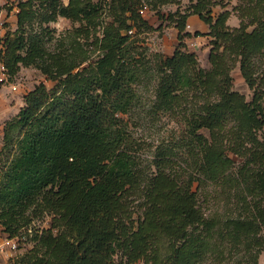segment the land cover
<instances>
[{
  "label": "trees",
  "instance_id": "trees-1",
  "mask_svg": "<svg viewBox=\"0 0 264 264\" xmlns=\"http://www.w3.org/2000/svg\"><path fill=\"white\" fill-rule=\"evenodd\" d=\"M175 1L18 0L0 64L10 80L33 66L54 81L27 92L3 126L0 228L8 237L25 230L33 241L18 263L201 264L221 244L259 239L264 0H239L235 27L229 9L213 13L223 0H197L171 14L174 52H149L142 10L160 13ZM189 13L209 24L208 68L183 42ZM60 16L78 25L59 31L50 24ZM237 64L251 99L234 88ZM164 114L180 126L144 157L133 125ZM179 153L187 167L176 165ZM210 183L233 196L226 217L203 204ZM47 215L49 226H33Z\"/></svg>",
  "mask_w": 264,
  "mask_h": 264
},
{
  "label": "rangeland",
  "instance_id": "rangeland-1",
  "mask_svg": "<svg viewBox=\"0 0 264 264\" xmlns=\"http://www.w3.org/2000/svg\"><path fill=\"white\" fill-rule=\"evenodd\" d=\"M68 3V0H63ZM197 0H176L175 2L164 4L160 7L161 12L158 13L152 9L150 5L145 7L143 13L144 18L148 20L150 28L140 33L143 44L148 48L149 52H160L164 56L171 55L179 45L178 28L171 18V14L176 11L188 12L191 5ZM17 2L18 0H0L2 7L0 12V48L2 47V38L7 30H16L17 28ZM239 0H223V5H215L213 13L216 14L224 9L230 10V16L227 23L232 26H239L241 22L240 14L235 8ZM51 26H55L59 31L78 25V22H72L66 17L60 16L56 22H52ZM252 27H249L251 29ZM209 24L206 23L197 13H189L187 17L186 31L190 32L189 36L183 39L186 49L197 54L201 66L208 68L210 66L209 52L211 49V36L209 35ZM264 66V59H263ZM0 64V148L3 144L2 134L3 126L6 120L12 118L24 104V95L34 89L37 84L44 82L48 87L54 85V81L47 79L38 68L33 66H22L20 71L10 80L7 74L2 73ZM234 88L246 95L247 99H251L253 91L245 81L240 65L237 64L232 70ZM2 78V79H1ZM144 104L151 101V91L144 93ZM146 117V116H144ZM140 119V118H139ZM180 126L170 116L164 114L154 119L145 118L143 120L136 119L133 125V133L135 138L141 142L142 153L144 157L153 156L157 146L164 144L175 133V128ZM185 154L177 155L175 158L176 165L180 168L187 167L188 158ZM203 204L210 210L226 212L233 208V196L221 184L210 183L206 187ZM229 213V212H228ZM224 217V218H225ZM51 216H44L34 221L33 226L43 228L49 226ZM8 235L0 228V264L9 261L17 262L18 258L32 247L33 241L30 239L25 230L18 236L19 247L17 250H10L5 246L3 250L1 243ZM259 239H255L247 245L241 244L232 246H217L204 259L201 264H264V227L259 233ZM259 241V244H258ZM119 259V257L117 258ZM134 264H145L139 261ZM150 264V263H149Z\"/></svg>",
  "mask_w": 264,
  "mask_h": 264
},
{
  "label": "built area",
  "instance_id": "built-area-1",
  "mask_svg": "<svg viewBox=\"0 0 264 264\" xmlns=\"http://www.w3.org/2000/svg\"><path fill=\"white\" fill-rule=\"evenodd\" d=\"M142 12L144 13L145 12V9H143L142 10ZM1 67H2V73L3 74H5V72H4V70H5V67H4V65H2L1 64ZM2 79V78H1ZM18 238L19 237H6L5 239H4V241L1 243V247H2V249L4 250L5 249V246H8V248L10 249V250H17L18 249V247H19V241H18ZM2 264H22V263H18V262H14V263H11V262H9V261H6V262H4V263H2Z\"/></svg>",
  "mask_w": 264,
  "mask_h": 264
},
{
  "label": "crops",
  "instance_id": "crops-1",
  "mask_svg": "<svg viewBox=\"0 0 264 264\" xmlns=\"http://www.w3.org/2000/svg\"><path fill=\"white\" fill-rule=\"evenodd\" d=\"M2 111L0 110V113H1Z\"/></svg>",
  "mask_w": 264,
  "mask_h": 264
}]
</instances>
